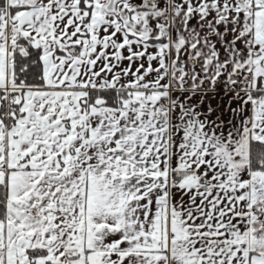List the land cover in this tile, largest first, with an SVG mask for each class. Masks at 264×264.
Here are the masks:
<instances>
[{
    "label": "snow or ice",
    "instance_id": "1",
    "mask_svg": "<svg viewBox=\"0 0 264 264\" xmlns=\"http://www.w3.org/2000/svg\"><path fill=\"white\" fill-rule=\"evenodd\" d=\"M0 264H264V0H0Z\"/></svg>",
    "mask_w": 264,
    "mask_h": 264
}]
</instances>
